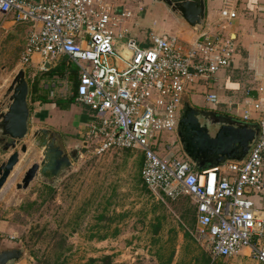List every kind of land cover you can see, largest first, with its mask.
<instances>
[{
    "label": "built area",
    "instance_id": "1",
    "mask_svg": "<svg viewBox=\"0 0 264 264\" xmlns=\"http://www.w3.org/2000/svg\"><path fill=\"white\" fill-rule=\"evenodd\" d=\"M135 8L142 12L144 5L140 1ZM0 14L32 25L21 56L24 65L46 71L47 61L57 64L66 56L77 67L79 82L72 95L94 111L86 138L94 143L95 154L141 152L142 180L149 190L170 200L189 196L196 204V231L214 259L248 248L264 263V219L251 197H264V52L258 49L248 67L259 86H249L242 100L222 99L218 86L206 99L211 108L227 103L238 109L230 114L259 123V138L244 161L199 169L182 147L178 151L186 158L178 156L176 141L166 138L173 134L179 139L180 116L193 84L205 80L214 85L238 54L236 39L224 33L238 16L234 9L222 8L216 32L203 30L191 42L154 33L149 45L128 35L135 10L110 0H0ZM120 46L130 54L124 55ZM36 54L41 60L35 61ZM64 79L70 82L69 74Z\"/></svg>",
    "mask_w": 264,
    "mask_h": 264
},
{
    "label": "rangeland",
    "instance_id": "2",
    "mask_svg": "<svg viewBox=\"0 0 264 264\" xmlns=\"http://www.w3.org/2000/svg\"><path fill=\"white\" fill-rule=\"evenodd\" d=\"M110 1L135 10L128 23V35L144 45L149 44L153 33H163L165 21L171 15L169 8L157 0ZM140 1L144 5L142 12L135 8ZM6 40V34L0 31V98L21 68L27 69L29 81L35 74L39 76L41 73L36 65L28 66L21 62L24 38L10 37L4 44ZM71 67L75 66L72 64ZM48 78L42 79V85L51 98L68 99L72 96L74 89L70 82L57 77L58 83L52 87L54 78ZM211 90L200 84L194 85L188 90L190 101L199 107H210L206 99ZM222 93L225 98H230L227 92ZM77 103L80 105L64 112L57 108L51 114L54 121L48 122L64 136L72 137L64 145L68 152H77L74 168L53 191L47 189L38 177L28 188L18 189L17 184L28 168L35 162H41L43 157L42 150L33 144L30 135L24 141L29 146L28 153H21L20 162L4 186L11 191L6 189L4 196L0 197V218H7L16 226L17 247L25 249L32 264L58 261L77 264L107 254L114 256L116 264H157L159 252L164 251L167 256L175 252V256L180 244L181 248L190 244V249H195L196 256L190 254L192 261L204 259L209 253L202 249L204 241L200 243L195 237L197 228L194 229L192 220L195 206L191 198L183 196L169 200L163 194L148 191L141 180L139 151L114 149L95 154L94 143L87 141L79 131L84 130L81 119L84 104ZM33 107L36 108V104ZM216 109L222 112L232 110L233 113L238 110L227 103L220 104ZM47 115L46 112L36 111L34 123L46 125ZM166 138L170 143L176 141L174 147L178 151L180 140L173 134H167ZM177 154L186 158L179 151ZM6 156L3 152L4 159ZM156 225L161 227L158 233L154 232ZM197 259L196 264H201L203 260L198 262ZM217 261L235 264L224 259Z\"/></svg>",
    "mask_w": 264,
    "mask_h": 264
},
{
    "label": "water",
    "instance_id": "3",
    "mask_svg": "<svg viewBox=\"0 0 264 264\" xmlns=\"http://www.w3.org/2000/svg\"><path fill=\"white\" fill-rule=\"evenodd\" d=\"M39 1V0H32ZM164 3L180 19L201 31L206 24L207 0H157ZM51 68L52 63L46 62ZM30 83L26 68H21L0 101V148L8 154L0 163V191L20 162L21 153H28L25 139L31 135L42 150L41 162L33 163L18 189H26L37 177L56 186L74 168L75 150L68 152L58 134L51 128L32 129ZM260 125L229 112L194 105L185 99L178 125V137L185 155L197 168H213L229 160L244 161L259 138ZM170 153L167 159H170ZM23 247L0 251V264H15L25 254Z\"/></svg>",
    "mask_w": 264,
    "mask_h": 264
},
{
    "label": "crops",
    "instance_id": "4",
    "mask_svg": "<svg viewBox=\"0 0 264 264\" xmlns=\"http://www.w3.org/2000/svg\"><path fill=\"white\" fill-rule=\"evenodd\" d=\"M227 5L231 9H234L237 12L238 16L230 23L228 28L224 30V33L230 34L233 38L236 39V42L238 44V54L235 56V59L229 68L221 70L218 73L217 76L218 81L214 85L211 86L208 85L205 82V80H201L196 84H200L203 87L206 86L207 88L210 89H212V87L215 88L216 86H218L217 91H219V94L222 97L225 96L222 92H227L228 95H230V98L224 97L225 100L228 99L242 100L249 86H254V87L259 86V82H257L254 79L253 72L249 70L248 67L252 57L254 55H257L258 49H261V52H264V47H262V44H264V0H207L206 24L201 31L203 30H209L211 32L218 31L220 29L219 25L221 21V10ZM117 6H121V5L118 4ZM119 8L121 9V7ZM168 11L171 13V15L170 18L167 21H165L166 25L164 26L162 34H168V35L177 34L183 40L191 42L198 36V33L201 32L192 28L185 20L180 19L170 9ZM31 29H32V25L30 23H18L13 17V15L6 17L3 14H0V31L4 32L7 36V40L4 42V44L8 42L10 37L13 38L22 37L24 38V42L26 46L28 35ZM138 42L144 45L141 41ZM0 43L2 44V42ZM149 44H150V40H149ZM258 45H261V47H259ZM120 49L123 50V47L120 46ZM122 52L126 56L130 54L127 50H123ZM34 58L35 61L41 60V56L38 54H36ZM62 58L57 64L55 63L52 64V67L58 65L61 62ZM119 63L121 64V62ZM36 66L38 67V65ZM69 81L71 85L74 84V82H77L78 84L79 79L78 77L74 76L72 73H69ZM187 98L189 99L191 98L189 92L187 93ZM193 104L196 105L195 103ZM74 105H80V104L74 103L71 105V107L67 109H62L58 107L55 103H42V104L36 103V108L32 110V118H33V126H34L33 128L35 129L38 127H48L53 129L58 134V136H63L68 140H72L71 139L72 137L68 135L64 136L62 133H60L59 129L53 128L48 122H50V120L54 121V118L51 116V114L54 113V111L57 108L60 109L62 112H64L68 109L70 110V108H72ZM83 106L84 109L81 115V119H83L84 121V130L81 129L79 131H81V133L86 137L87 127L90 120L94 116V111L86 105ZM207 108H211V107H207ZM34 110H36L38 113H42V112L43 113L46 112V114L48 113V115L45 117V121L47 122L46 125H42L40 123L37 124L34 123L37 118L35 117L36 111ZM256 115L257 114H254L253 118H255ZM251 122H257V121L254 119ZM4 154L5 156L6 155L8 156L7 153ZM6 189L8 192L11 191V188L4 187L0 191V197L4 196L3 194L5 193ZM251 197L255 202L257 213L264 219V197L261 196L260 194H252ZM15 231H16V226L11 221H9L7 218H0V251L4 249L17 247V241H16L17 237ZM192 233L194 234V232ZM195 237L197 241L199 242L203 241L202 238L197 233ZM201 244L203 247L202 249L208 252L205 245H203V243ZM194 252L195 249L194 248L190 249V244H184L182 248H181V244L178 245V248L176 250V255L174 256L172 264H196L197 258L192 261V257H190V254L194 257L196 256ZM203 253H205V251ZM221 259L227 260L228 262H235V264H264L256 260L254 257H252L250 250L248 248H244L243 250H241L239 254ZM15 264H32V263L30 262V258L25 253L24 256L20 258ZM157 264H160L159 260L157 261Z\"/></svg>",
    "mask_w": 264,
    "mask_h": 264
},
{
    "label": "trees",
    "instance_id": "5",
    "mask_svg": "<svg viewBox=\"0 0 264 264\" xmlns=\"http://www.w3.org/2000/svg\"><path fill=\"white\" fill-rule=\"evenodd\" d=\"M69 58L66 56H63L61 62L48 69V70H41V73L38 74L39 76H35L29 81L30 83V98H31V108L32 110L34 109L33 105L36 103H55L58 107L62 108V109H67L69 107H71L72 104L77 103V98H76V94L72 95L71 97H69L68 99H64V98H51L50 94L48 91H46V89L43 88L42 85V79L43 78H47L48 77H60L63 78L65 77L66 74L72 73L74 76H77L78 73V69L75 66L74 68L71 67L72 63H68ZM28 66H32V65H28ZM27 71V69H26ZM28 73V71H27ZM77 82H74V84H72V88L74 89V92H76L77 90ZM143 160H144V156L143 154H141V157L139 159V167L140 170L142 169V165H143ZM205 168H208L207 166ZM141 175V172H140ZM142 180V178H141ZM143 181V180H142ZM45 187L47 189H49L50 191H53V189H55V186L49 185L47 183L44 184ZM144 187L147 188V186L144 184ZM148 191H151L147 188ZM152 192V191H151ZM183 197V196H182ZM189 197V196H188ZM170 200V199H169ZM194 203V202H193ZM195 206V212L192 215V220L195 223L194 229L197 228V207L196 204L194 203ZM161 227L160 225H156L154 232L158 233L160 231ZM187 236H189V233L186 232ZM174 253L175 252H171L168 256L165 255L166 253L164 251L159 252L158 253V260L160 262V264H172V261L174 259ZM205 255V254H204ZM217 259H221V258H217ZM217 259H214L210 254H208L207 256H205L204 259H202L201 261L199 259H197L198 262H201V264H222L221 262H218ZM43 264H68L64 261L61 262H55V263H49V262H45ZM77 264H116L114 262V256L107 254L104 255L100 258H90L87 262H82V263H77ZM199 264V263H198Z\"/></svg>",
    "mask_w": 264,
    "mask_h": 264
},
{
    "label": "flooded vegetation",
    "instance_id": "6",
    "mask_svg": "<svg viewBox=\"0 0 264 264\" xmlns=\"http://www.w3.org/2000/svg\"><path fill=\"white\" fill-rule=\"evenodd\" d=\"M222 112V111H220ZM60 140H62V142L65 144L67 141L69 142L70 140H68L67 138H64L63 136H59Z\"/></svg>",
    "mask_w": 264,
    "mask_h": 264
}]
</instances>
